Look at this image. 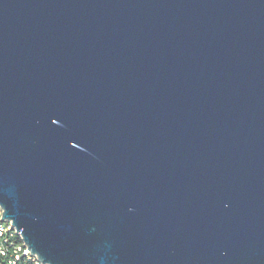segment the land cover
Instances as JSON below:
<instances>
[{
	"label": "water",
	"instance_id": "obj_1",
	"mask_svg": "<svg viewBox=\"0 0 264 264\" xmlns=\"http://www.w3.org/2000/svg\"><path fill=\"white\" fill-rule=\"evenodd\" d=\"M0 204L50 264H264V0H0Z\"/></svg>",
	"mask_w": 264,
	"mask_h": 264
},
{
	"label": "built area",
	"instance_id": "obj_2",
	"mask_svg": "<svg viewBox=\"0 0 264 264\" xmlns=\"http://www.w3.org/2000/svg\"><path fill=\"white\" fill-rule=\"evenodd\" d=\"M3 211L0 204V264H50L28 249L29 245L12 220L2 218Z\"/></svg>",
	"mask_w": 264,
	"mask_h": 264
}]
</instances>
